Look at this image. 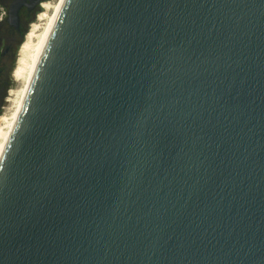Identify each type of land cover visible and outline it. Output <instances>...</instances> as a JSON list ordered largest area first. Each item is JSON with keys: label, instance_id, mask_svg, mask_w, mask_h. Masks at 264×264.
Masks as SVG:
<instances>
[{"label": "water", "instance_id": "obj_1", "mask_svg": "<svg viewBox=\"0 0 264 264\" xmlns=\"http://www.w3.org/2000/svg\"><path fill=\"white\" fill-rule=\"evenodd\" d=\"M0 264H264V0H63L0 154Z\"/></svg>", "mask_w": 264, "mask_h": 264}, {"label": "flooded vegetation", "instance_id": "obj_2", "mask_svg": "<svg viewBox=\"0 0 264 264\" xmlns=\"http://www.w3.org/2000/svg\"><path fill=\"white\" fill-rule=\"evenodd\" d=\"M51 0H0V119L10 96L18 88L15 72L21 49L34 27H41V16Z\"/></svg>", "mask_w": 264, "mask_h": 264}, {"label": "bare ground", "instance_id": "obj_3", "mask_svg": "<svg viewBox=\"0 0 264 264\" xmlns=\"http://www.w3.org/2000/svg\"><path fill=\"white\" fill-rule=\"evenodd\" d=\"M62 2L63 0H56L53 4H47L46 8L49 10V14L41 16V20L45 21L44 24L41 27H34L27 42L21 49V56L15 72V78L22 82V86L18 91L12 94L16 96L14 98L13 110L0 119V154L9 136L10 130L14 125L32 73L43 51L48 33ZM38 28L41 29L39 33L36 34Z\"/></svg>", "mask_w": 264, "mask_h": 264}, {"label": "rangeland", "instance_id": "obj_4", "mask_svg": "<svg viewBox=\"0 0 264 264\" xmlns=\"http://www.w3.org/2000/svg\"><path fill=\"white\" fill-rule=\"evenodd\" d=\"M55 1H56V0H51V4H53ZM50 13H51V11H50ZM43 22H45V21H42V20H41V23H43ZM41 25H43V24H41ZM40 29H41V28H40ZM40 29L38 28V30H36V34L39 33ZM20 82H21V81H18V84H19V85H18V88H17L16 91H18V90L21 88V86H22V82H21V83H20ZM15 97H16V96H14V95H11V96H10L11 101H10L8 107L4 110V113L1 114V117L4 116L5 114L8 115V114L13 110V106H14V98H15Z\"/></svg>", "mask_w": 264, "mask_h": 264}]
</instances>
